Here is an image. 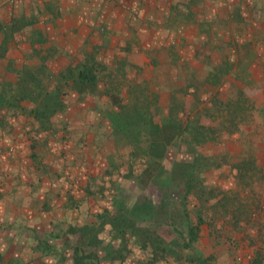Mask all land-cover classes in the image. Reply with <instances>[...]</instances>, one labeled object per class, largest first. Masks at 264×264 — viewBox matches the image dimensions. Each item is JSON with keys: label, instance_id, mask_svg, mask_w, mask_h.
Listing matches in <instances>:
<instances>
[{"label": "crops", "instance_id": "0c3cea01", "mask_svg": "<svg viewBox=\"0 0 264 264\" xmlns=\"http://www.w3.org/2000/svg\"><path fill=\"white\" fill-rule=\"evenodd\" d=\"M240 71L264 95V0H0V264H249L229 209L173 208L215 188L198 148L172 147L156 174L140 145L111 136L137 86L164 111L177 78L237 102L222 87ZM224 116L239 132L241 116Z\"/></svg>", "mask_w": 264, "mask_h": 264}, {"label": "rangeland", "instance_id": "374dc122", "mask_svg": "<svg viewBox=\"0 0 264 264\" xmlns=\"http://www.w3.org/2000/svg\"><path fill=\"white\" fill-rule=\"evenodd\" d=\"M180 59L177 55L174 56L175 61ZM115 71L120 72L111 70L110 75L113 73L118 75ZM189 73V79L191 81L194 79L195 82L196 75L200 72L189 70ZM204 73L209 75L208 71ZM123 74L125 75L124 70ZM239 74H241L240 81L242 82L222 87L224 93L242 97L237 102H231L230 98L221 103L213 102L211 95L201 96L204 93L201 85L199 87L189 85L188 87L184 83L183 86L181 85L183 82H179L177 78L173 86V103L168 102V109L165 111L156 100L158 96L152 95L151 92L148 96L149 101L147 96L145 99L142 95L145 91L143 93L138 91L137 86L131 95L137 101L129 104L130 114L126 118L121 116L117 118L118 114H116V119L113 118L120 126L121 132L118 134L113 128L111 136L121 135L123 137V132L132 143H136V147L140 145L142 158L152 161L154 164L152 173L156 172V174L160 173L168 163L173 148H184L183 150L198 148L204 156L200 163L206 166L201 167L199 174L205 173L207 171L205 169H214L215 176L212 178L216 181L215 188L192 192L188 199L187 197L183 199L182 194L179 193L180 197L175 199L173 208L229 209L231 211L230 223H234V227H231V235L239 239V245L246 239L250 240L247 242V248L251 253L249 264H264V95L261 92L260 79H251L244 71H240ZM183 75L186 76L185 71ZM122 86L116 82L110 87L111 93L120 94ZM251 89L254 92H251ZM182 91H184L183 95ZM249 93L254 94L252 102L245 100V96ZM141 98L144 100L141 101ZM120 101L119 99L118 102V98L117 101L113 99L114 111L119 109L123 113L127 109L120 105ZM171 105L173 107L170 111L169 106ZM166 111L167 114H165ZM229 111L241 116L239 132L234 131L235 126L217 124L220 118L221 121L225 120L222 118L225 113L224 117L230 118ZM204 124L208 128H205ZM218 126L224 127L223 133H217L214 130V127ZM150 141L155 144L149 145ZM171 142L174 143L173 146H170ZM238 144L242 146L238 148ZM167 153L169 155L166 160ZM235 153L239 154L238 158L233 156ZM211 162L214 165L207 166L211 165ZM234 168L237 169L238 180L230 177L231 170L233 172ZM196 196L200 200L197 199V201ZM177 226L181 227L178 224ZM177 226L174 236L180 240L186 239L188 237L186 230L177 229Z\"/></svg>", "mask_w": 264, "mask_h": 264}, {"label": "trees", "instance_id": "16d2710c", "mask_svg": "<svg viewBox=\"0 0 264 264\" xmlns=\"http://www.w3.org/2000/svg\"><path fill=\"white\" fill-rule=\"evenodd\" d=\"M192 234V233H191ZM191 238H192V235H191Z\"/></svg>", "mask_w": 264, "mask_h": 264}]
</instances>
